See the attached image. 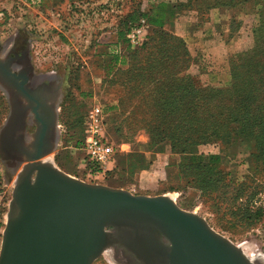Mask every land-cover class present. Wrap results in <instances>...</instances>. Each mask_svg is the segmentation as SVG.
<instances>
[{
	"label": "rangeland",
	"instance_id": "rangeland-1",
	"mask_svg": "<svg viewBox=\"0 0 264 264\" xmlns=\"http://www.w3.org/2000/svg\"><path fill=\"white\" fill-rule=\"evenodd\" d=\"M187 3L0 0V62L10 73L27 80L25 88L42 105L39 114L55 118L48 160L56 168L85 183L121 189L135 196L170 197L180 209L203 218L249 259L264 264V215L252 218L250 212L259 206L264 210V169L257 170L250 164L251 152L245 144L234 150H225L220 143L196 148L197 154L219 157L220 170L227 175L211 193L200 183L204 176L199 172L182 176L178 169L181 157L174 155L168 145L152 143V137L156 139L160 133L159 127L144 120L156 116L154 111L149 109L146 114L135 110L133 102L137 100L122 87L120 73L129 67V54L141 49L134 61L145 62L142 53L149 51L145 43L151 28L140 21L139 27L125 35L128 43L118 40L117 33L132 11L153 10L152 15L160 4L177 7L172 28L166 25L162 30L185 43L194 61L185 73L196 76L198 87L226 90L230 85L229 58L249 55L256 47L254 30L259 24V7L251 3L222 7L223 0H191L189 7ZM113 54L119 59L115 70L107 74V68L113 66L109 63ZM95 106L102 108L106 120L103 134L113 147V157L104 173L93 172L78 145L85 119ZM36 131L29 103L0 77L1 215L8 211L17 174L26 162L16 149H28ZM131 155L132 161L128 159ZM134 161L144 168L131 173ZM93 264L114 262L104 253Z\"/></svg>",
	"mask_w": 264,
	"mask_h": 264
},
{
	"label": "water",
	"instance_id": "water-1",
	"mask_svg": "<svg viewBox=\"0 0 264 264\" xmlns=\"http://www.w3.org/2000/svg\"><path fill=\"white\" fill-rule=\"evenodd\" d=\"M3 83L29 103L37 131L18 172L0 242V264H93L108 247L134 264H259L167 196L88 184L48 160L54 117L0 62ZM22 80L21 82L19 80Z\"/></svg>",
	"mask_w": 264,
	"mask_h": 264
},
{
	"label": "trees",
	"instance_id": "trees-1",
	"mask_svg": "<svg viewBox=\"0 0 264 264\" xmlns=\"http://www.w3.org/2000/svg\"><path fill=\"white\" fill-rule=\"evenodd\" d=\"M187 1L189 7L191 0ZM248 3L259 7L256 11L259 24L254 30L256 47L248 52L249 55L235 54L229 58L230 85L226 90L198 87L196 76L185 73L194 62L185 43L162 30L166 25L172 28L177 7L160 4L155 9L157 15L156 12L150 15L153 10L149 13L132 11L125 18L122 31L117 33L118 40L128 43L125 35L139 27L140 21L151 28L145 43L149 51L141 55L145 62L134 61L141 49L129 54L128 69L119 72L123 77L122 87L137 100L133 102L135 110L146 114L149 109L154 111L156 116L144 120L159 127L160 133L156 139L152 137V143L168 145L174 155L181 157L178 169L182 176L199 172L204 176L200 183L211 193L216 192L218 183L221 184L227 175L220 170L219 157L196 153L199 146L220 143L223 149L234 150L245 144L251 152L250 164L257 170L264 169V0H223L221 6ZM118 59L116 54L110 56L109 63L113 66L107 68V74L115 70ZM121 106L122 103L118 107L121 109ZM82 144L83 135L78 143L80 148ZM132 158V155L128 157L131 161ZM88 164L94 173L100 172ZM142 168L144 166L135 161L130 164L131 173ZM250 210L252 218L264 215L260 206Z\"/></svg>",
	"mask_w": 264,
	"mask_h": 264
},
{
	"label": "built area",
	"instance_id": "built-area-1",
	"mask_svg": "<svg viewBox=\"0 0 264 264\" xmlns=\"http://www.w3.org/2000/svg\"><path fill=\"white\" fill-rule=\"evenodd\" d=\"M104 122L105 116L100 106H95L84 122L82 150L86 153L87 162L99 169V173H104L113 157V147L103 134ZM3 202V196L0 193V209L4 206ZM5 217L6 215L0 214V238Z\"/></svg>",
	"mask_w": 264,
	"mask_h": 264
},
{
	"label": "bare ground",
	"instance_id": "bare-ground-1",
	"mask_svg": "<svg viewBox=\"0 0 264 264\" xmlns=\"http://www.w3.org/2000/svg\"><path fill=\"white\" fill-rule=\"evenodd\" d=\"M104 253L111 258L114 264H134L132 258L126 255L123 251L117 250L115 247H108L103 254Z\"/></svg>",
	"mask_w": 264,
	"mask_h": 264
}]
</instances>
